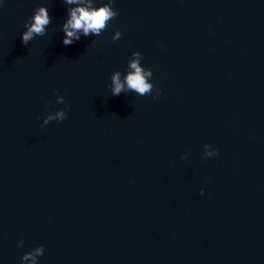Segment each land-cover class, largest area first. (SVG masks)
I'll use <instances>...</instances> for the list:
<instances>
[{"label": "water", "instance_id": "obj_1", "mask_svg": "<svg viewBox=\"0 0 264 264\" xmlns=\"http://www.w3.org/2000/svg\"><path fill=\"white\" fill-rule=\"evenodd\" d=\"M112 6L65 46L74 5L0 0V264H264V0ZM133 52L156 99L111 94ZM57 95L67 118L42 126Z\"/></svg>", "mask_w": 264, "mask_h": 264}, {"label": "clouds", "instance_id": "obj_2", "mask_svg": "<svg viewBox=\"0 0 264 264\" xmlns=\"http://www.w3.org/2000/svg\"><path fill=\"white\" fill-rule=\"evenodd\" d=\"M67 5H74V7H69L68 18L62 25V31L64 37L62 43L65 46H70L81 38V36H99L108 26V22L118 16V11L112 6L114 0H107L100 6H96L94 0H64ZM51 19L48 14V10L45 6L38 7L34 14L25 21L24 28L26 29L21 34L22 43L27 46L30 41L36 36H45L47 26L50 24ZM122 33L116 31L112 36L113 41H117L121 38ZM141 53L133 52L132 58L128 61V67L126 74L123 76L119 71L114 72L111 77V83L108 85L111 94L113 96H119L123 92L132 91L139 96L152 95L153 99L160 96L161 91L159 88H154L153 84L150 82V78L153 73L151 69H146L141 65ZM57 104H64L63 109H59L55 112L48 113L43 120V124L47 125L50 121L56 120L61 122L65 120L66 109L70 106L65 103L64 97L56 96ZM205 157H212L218 155V150L212 149L210 145L204 146ZM182 159L184 157H181ZM201 194H203V189H201ZM24 242L21 240L18 242V247H23ZM44 255V247L40 245L33 248L31 251L26 252L21 257V264H37L38 257Z\"/></svg>", "mask_w": 264, "mask_h": 264}]
</instances>
